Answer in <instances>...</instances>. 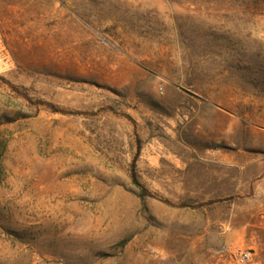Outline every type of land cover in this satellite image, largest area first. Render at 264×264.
I'll return each mask as SVG.
<instances>
[{"label": "rangeland", "instance_id": "374dc122", "mask_svg": "<svg viewBox=\"0 0 264 264\" xmlns=\"http://www.w3.org/2000/svg\"><path fill=\"white\" fill-rule=\"evenodd\" d=\"M0 139V264H264V0H0Z\"/></svg>", "mask_w": 264, "mask_h": 264}, {"label": "trees", "instance_id": "16d2710c", "mask_svg": "<svg viewBox=\"0 0 264 264\" xmlns=\"http://www.w3.org/2000/svg\"><path fill=\"white\" fill-rule=\"evenodd\" d=\"M138 142H140V141H138ZM5 149H6V145L0 139V180H2V157L5 153ZM138 149H139L138 152H140L141 145H138ZM135 166H136V161H134V163H133V168ZM132 181L140 189L142 197H147V196L154 197V195H152L149 192V190L140 182L135 170H133V173H132ZM178 207H193V206L188 204V203H183V204L179 205Z\"/></svg>", "mask_w": 264, "mask_h": 264}, {"label": "built area", "instance_id": "2783aa9c", "mask_svg": "<svg viewBox=\"0 0 264 264\" xmlns=\"http://www.w3.org/2000/svg\"><path fill=\"white\" fill-rule=\"evenodd\" d=\"M232 260L236 264H256L252 258V253L235 251L232 255Z\"/></svg>", "mask_w": 264, "mask_h": 264}]
</instances>
